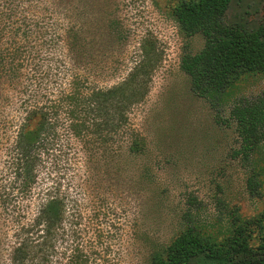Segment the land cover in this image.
Segmentation results:
<instances>
[{
	"label": "trees",
	"instance_id": "obj_1",
	"mask_svg": "<svg viewBox=\"0 0 264 264\" xmlns=\"http://www.w3.org/2000/svg\"><path fill=\"white\" fill-rule=\"evenodd\" d=\"M235 1L172 7L185 37L204 38L199 51H183L180 68L194 94L220 106L240 81L264 73V0L255 25L227 19ZM109 2L0 0V149L9 174L0 183V258L9 239L12 264H122L124 227L138 225L157 196L153 166L136 163L148 141L127 126L153 44L142 43L141 60L122 81L97 86V76L125 67H114L127 36ZM10 105L17 129L6 145ZM218 118L237 134L233 158L253 164L264 144V92L237 98L229 117ZM197 204L191 195L167 242L146 236L147 264H264V210L234 219L218 237L199 223Z\"/></svg>",
	"mask_w": 264,
	"mask_h": 264
},
{
	"label": "rangeland",
	"instance_id": "obj_2",
	"mask_svg": "<svg viewBox=\"0 0 264 264\" xmlns=\"http://www.w3.org/2000/svg\"><path fill=\"white\" fill-rule=\"evenodd\" d=\"M176 1L109 2L127 36L122 52L125 62H115L114 67H124V64L125 67L122 73L118 69L113 74L111 68L97 76V86L110 87L122 81L141 60L142 43L153 44L150 61L140 74L144 93L128 107L127 126L148 141V153L136 163L153 166L157 196L143 209V220L138 225L124 227L125 236L119 247L123 249L122 264H147L150 246L144 239L148 236L158 243L167 242L179 229L180 216L187 209L191 195L198 199L199 223L218 237L226 235L234 219L252 218L264 210V144L253 164L233 158L232 151L238 145L237 134L233 126L221 124L218 118L229 117L237 98L264 92V73L240 81L229 93L224 106L194 94L189 76L180 68L181 55L184 50L199 51L204 38L200 34L185 37L181 33L172 15ZM262 14L261 0H237L232 3L227 19L255 25ZM52 52L59 53L57 44ZM54 60L56 64L51 72L56 73L57 59ZM13 101L19 104L17 99ZM14 106L10 105L7 110L13 122L8 123L9 136L2 137L6 145L13 141L17 129ZM5 157L6 149H0V183L9 180ZM250 179L256 181L253 186L249 185ZM19 201L27 203L26 198L17 199ZM3 230L6 232V228ZM132 231L135 234L129 237ZM1 252L0 264H12L9 239L4 241Z\"/></svg>",
	"mask_w": 264,
	"mask_h": 264
}]
</instances>
